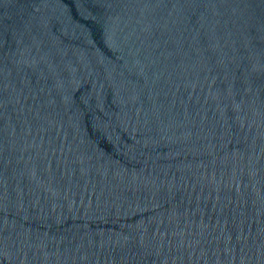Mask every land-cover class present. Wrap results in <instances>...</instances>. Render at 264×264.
Returning a JSON list of instances; mask_svg holds the SVG:
<instances>
[{"label":"water","instance_id":"obj_1","mask_svg":"<svg viewBox=\"0 0 264 264\" xmlns=\"http://www.w3.org/2000/svg\"><path fill=\"white\" fill-rule=\"evenodd\" d=\"M0 264H264V0H0Z\"/></svg>","mask_w":264,"mask_h":264}]
</instances>
